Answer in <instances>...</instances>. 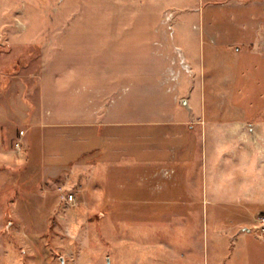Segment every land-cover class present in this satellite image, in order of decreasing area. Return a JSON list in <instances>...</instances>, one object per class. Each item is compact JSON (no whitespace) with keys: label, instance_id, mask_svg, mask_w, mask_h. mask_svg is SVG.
I'll list each match as a JSON object with an SVG mask.
<instances>
[{"label":"rangeland","instance_id":"obj_1","mask_svg":"<svg viewBox=\"0 0 264 264\" xmlns=\"http://www.w3.org/2000/svg\"><path fill=\"white\" fill-rule=\"evenodd\" d=\"M225 143L264 171V0H0V264H205L225 202L141 178Z\"/></svg>","mask_w":264,"mask_h":264},{"label":"crops","instance_id":"obj_2","mask_svg":"<svg viewBox=\"0 0 264 264\" xmlns=\"http://www.w3.org/2000/svg\"><path fill=\"white\" fill-rule=\"evenodd\" d=\"M241 132L243 131L241 130ZM249 133L251 137L255 134L253 130H249ZM203 150H206V154L211 155V163H207L206 167L203 166L202 175L196 172V174L191 173L187 177V174L179 173L180 179L183 178L179 179V182L167 185L166 180L162 182V177L148 172L141 178V191L154 195L160 191L161 196L172 195L174 192L179 196H189L190 201L225 202V210H215L211 216L212 218H225V222L222 223V226H216L221 227L222 232H212V239L209 234L207 236L208 241L211 239L212 246L208 241L205 243V264H264V238L253 229L257 217L262 214L257 213L259 211L255 213L256 207L259 209L261 202L264 201L261 149L251 145H228L225 143V146L222 147H204ZM216 160H222L221 168L214 162ZM148 165L149 168H154V166L151 167L152 163ZM176 166L178 169L181 168L179 164ZM195 169L197 170V167ZM158 174L160 175V172ZM188 178L190 181L187 180ZM179 196L170 200H181L182 197ZM160 197H157L156 200L160 201L162 199ZM150 200L148 198L143 203L150 202ZM182 200L188 201L187 198ZM151 215H155V213ZM179 215L188 217L197 216V213L190 211ZM151 247L155 248L152 244L146 251V246L143 245L141 256L143 264H149L153 256L155 257L149 251ZM157 249L160 247L158 246ZM134 264L137 263L134 262ZM192 264H196L195 261Z\"/></svg>","mask_w":264,"mask_h":264},{"label":"built area","instance_id":"obj_3","mask_svg":"<svg viewBox=\"0 0 264 264\" xmlns=\"http://www.w3.org/2000/svg\"><path fill=\"white\" fill-rule=\"evenodd\" d=\"M67 199L73 200L74 199V195L73 194H69L68 197H66ZM256 224L254 225L253 229L256 231V233H258L259 235H261L262 238H264V213L260 214L257 219H256Z\"/></svg>","mask_w":264,"mask_h":264}]
</instances>
